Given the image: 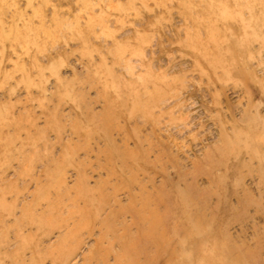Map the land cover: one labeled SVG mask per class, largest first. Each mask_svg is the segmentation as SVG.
Listing matches in <instances>:
<instances>
[{"label": "rangeland", "instance_id": "rangeland-1", "mask_svg": "<svg viewBox=\"0 0 264 264\" xmlns=\"http://www.w3.org/2000/svg\"><path fill=\"white\" fill-rule=\"evenodd\" d=\"M0 264H264V0H0Z\"/></svg>", "mask_w": 264, "mask_h": 264}]
</instances>
